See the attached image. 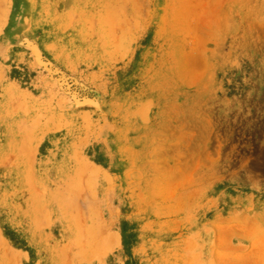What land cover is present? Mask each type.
Masks as SVG:
<instances>
[{
    "label": "rangeland",
    "instance_id": "1",
    "mask_svg": "<svg viewBox=\"0 0 264 264\" xmlns=\"http://www.w3.org/2000/svg\"><path fill=\"white\" fill-rule=\"evenodd\" d=\"M0 264H264V0H0Z\"/></svg>",
    "mask_w": 264,
    "mask_h": 264
},
{
    "label": "bare ground",
    "instance_id": "2",
    "mask_svg": "<svg viewBox=\"0 0 264 264\" xmlns=\"http://www.w3.org/2000/svg\"><path fill=\"white\" fill-rule=\"evenodd\" d=\"M3 20H4V19H3ZM96 245H97V244H96ZM103 245H104V244H103ZM100 246H101V244H100ZM97 248H98V247H97ZM97 248H95V251H94V253H96V251H97L96 249H97ZM100 248H101V247H100Z\"/></svg>",
    "mask_w": 264,
    "mask_h": 264
}]
</instances>
